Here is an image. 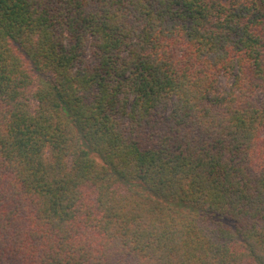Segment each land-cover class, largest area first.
<instances>
[{
  "label": "trees",
  "instance_id": "16d2710c",
  "mask_svg": "<svg viewBox=\"0 0 264 264\" xmlns=\"http://www.w3.org/2000/svg\"><path fill=\"white\" fill-rule=\"evenodd\" d=\"M0 264H264V0H0Z\"/></svg>",
  "mask_w": 264,
  "mask_h": 264
},
{
  "label": "rangeland",
  "instance_id": "374dc122",
  "mask_svg": "<svg viewBox=\"0 0 264 264\" xmlns=\"http://www.w3.org/2000/svg\"><path fill=\"white\" fill-rule=\"evenodd\" d=\"M220 86L223 90H228L230 87V82L225 76L220 77Z\"/></svg>",
  "mask_w": 264,
  "mask_h": 264
}]
</instances>
